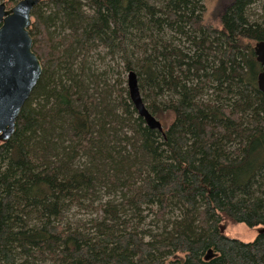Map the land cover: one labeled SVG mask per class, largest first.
<instances>
[{
    "label": "trees",
    "instance_id": "trees-1",
    "mask_svg": "<svg viewBox=\"0 0 264 264\" xmlns=\"http://www.w3.org/2000/svg\"><path fill=\"white\" fill-rule=\"evenodd\" d=\"M204 11L203 0L34 7L42 72L0 141V264H264V230L247 242L221 232L264 229V0H232L219 27ZM129 70L152 115L173 113L163 132L138 115ZM73 206L96 215L67 223Z\"/></svg>",
    "mask_w": 264,
    "mask_h": 264
},
{
    "label": "water",
    "instance_id": "water-1",
    "mask_svg": "<svg viewBox=\"0 0 264 264\" xmlns=\"http://www.w3.org/2000/svg\"><path fill=\"white\" fill-rule=\"evenodd\" d=\"M39 2L19 0L9 8L4 1L0 3V141H7L13 135L21 108L42 72L41 63L32 50L28 30L32 22L31 12ZM254 53L261 65L257 86L264 93V41L254 44ZM126 86L129 98L145 124L163 132L162 124L142 100L135 71L127 72ZM223 231L224 227H221ZM211 254L209 250L205 259H209Z\"/></svg>",
    "mask_w": 264,
    "mask_h": 264
},
{
    "label": "rangeland",
    "instance_id": "rangeland-1",
    "mask_svg": "<svg viewBox=\"0 0 264 264\" xmlns=\"http://www.w3.org/2000/svg\"><path fill=\"white\" fill-rule=\"evenodd\" d=\"M150 2H153L154 0H149ZM204 5H205V11L203 13V23L205 25H210L213 27H219L220 22H219V17L220 13L223 11V9L228 5L232 0H203ZM252 13H253V18L258 17L260 13V8L259 4L256 3L253 5L252 8ZM105 57L106 62L110 61L109 58L106 56L104 53V50H100ZM101 54V55H102ZM96 59V58H95ZM112 64V62H110ZM106 64L103 63V67H105ZM122 77L124 79V83L126 85V77L127 73H123ZM157 119L161 122L163 128H166L172 121L173 119V113L170 111L164 112L160 116L157 117ZM100 196V194H105L104 191L100 190L98 193H95V195ZM116 196H119V193L116 192ZM112 196V197H116ZM97 199V197H96ZM101 199L105 201L106 196L101 195ZM88 202V201H87ZM94 205H97V200L93 202ZM95 212L89 209L88 207L86 208H81L78 206H73L67 213H66V218L65 221L68 223H83L87 222V219L90 218L91 216H95ZM151 219V216L149 218L145 219L144 225L147 226V223ZM134 222L137 223V217H134ZM222 223H220L221 225ZM144 225H140L141 228H145ZM155 226L154 221L152 222V227ZM154 228V227H153ZM225 234L231 238H235L241 241H251L255 238L258 230H260V227H247L246 225L240 223V224H230L228 226H225Z\"/></svg>",
    "mask_w": 264,
    "mask_h": 264
}]
</instances>
